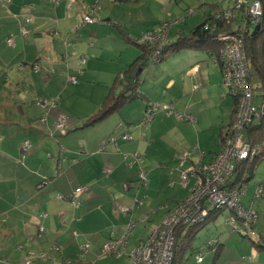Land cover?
Returning a JSON list of instances; mask_svg holds the SVG:
<instances>
[{
  "label": "crops",
  "instance_id": "0c3cea01",
  "mask_svg": "<svg viewBox=\"0 0 264 264\" xmlns=\"http://www.w3.org/2000/svg\"><path fill=\"white\" fill-rule=\"evenodd\" d=\"M140 1L0 0V191L5 194L3 201L0 200V218L9 219L0 224V239L15 236L5 241L16 252H22V257L18 256L20 263L30 255L28 250L38 251L32 238L36 231L39 234L40 225L45 227L43 235L50 230L49 245L59 237L67 241L66 247H61L64 256L62 253L54 256L56 264H61L60 258L68 264L74 262L84 245L93 246L95 251L113 237H124L131 222L136 223V230L129 238L138 235L137 223L144 225L142 234H149L187 199L190 190L178 184L181 171H192L199 164L210 163L220 152L225 126L223 114L218 113L222 109L221 70L213 60L214 64L208 61L201 65L206 58L194 49L169 55L161 65L150 67V64L142 77L144 98L128 102L100 122L87 124L100 112L117 76L142 54L131 40L155 31L152 18H135L133 14L125 18L131 11L130 5ZM156 3L162 8L166 0H156ZM94 5L99 17L96 14L95 22L84 24V16ZM26 19L29 23H25ZM24 26L27 34L22 35ZM187 34L180 31L176 39ZM11 37L13 46L8 44ZM82 60H86L84 65ZM195 67H198L196 72ZM194 85L199 88L194 90ZM211 87L215 94L199 95ZM203 99L212 102L213 107L204 106ZM42 100L55 101L57 107L45 110V114L40 106ZM153 104L174 105L179 112L192 115L201 130L196 144L193 136L192 141L183 136L194 133L188 122H178L174 115L164 112L151 120L147 109ZM213 109L217 111L216 116L204 119L202 114ZM58 117L65 118L66 130L61 131L64 147L61 152L59 147L57 153L81 158L68 161L60 180L41 185L42 178L51 176L55 167L58 168L52 153L57 150L56 143L49 136ZM232 119L233 103L229 125ZM203 131L209 133L208 144L201 141ZM249 134L246 130L245 139ZM110 138L114 141H109ZM25 140H30L32 147L20 159ZM183 152H189L190 156L182 163ZM135 154L142 156L140 165L149 171V184L147 189L125 190L124 185L135 182L140 170L134 161ZM179 154H182L180 158ZM169 165L175 167L171 176L177 187L170 197L162 189L168 180ZM193 183L191 179L190 187ZM81 186L87 191L78 196L76 208L68 203V197ZM259 187L262 194L257 198L255 193ZM63 194L67 195L63 197ZM137 199L143 201L139 209L135 208ZM242 205L257 211L256 236L244 238L231 230L227 225L232 218L231 211L213 216L210 222L215 223L216 234L211 242L214 240L218 251L210 248L207 252L210 264H264V160L247 184ZM43 214L47 216L42 218ZM220 217H224L225 225H217ZM63 221L69 225L59 226ZM3 226L6 228L2 230ZM148 234L137 240L132 251ZM186 234L183 233V238ZM51 238L55 241L51 242ZM56 248L59 253L60 248ZM181 257L179 264H185L186 252Z\"/></svg>",
  "mask_w": 264,
  "mask_h": 264
},
{
  "label": "built area",
  "instance_id": "2783aa9c",
  "mask_svg": "<svg viewBox=\"0 0 264 264\" xmlns=\"http://www.w3.org/2000/svg\"><path fill=\"white\" fill-rule=\"evenodd\" d=\"M259 0H255L248 3H239L240 7H248V14L250 22L244 24L243 28L239 27L236 30L239 34L234 35L235 37H227L222 35L220 38L225 43L223 47V76L225 83L237 92L242 100L238 103L237 116H235V123L229 128V134L225 138V141L221 143L220 152L218 153L215 160L207 164H199L192 171H181V183L183 188L190 190V197L180 203L177 208L168 213L167 218L154 230L149 232L147 238L141 242L132 254V264H173L175 259V253L177 250V230L183 227L184 232H189L191 228L201 226L205 224L210 217L211 213L216 209H229L236 213V218H231L228 224L234 227V230L240 234L248 235L253 237L256 235L255 225L258 221V215L256 211L251 208H246L242 205V197L246 194V189L241 188V185H231V180L234 178V174L237 168V162L249 159L253 154L254 150L251 145L246 141L244 133L246 128L250 126L255 118L259 117L260 112H264V107L259 108L256 104H253L254 99L252 86L250 83V71L248 66V59L246 50L244 47L245 31L253 29L257 23L260 24V18L262 17V10ZM237 7V6H236ZM97 5L92 6V10H89V15L84 17V24H90L94 22L93 16L98 15ZM231 12H224V17L230 20ZM99 17V15H98ZM220 17V14H218ZM29 19H26L25 23H29ZM169 27H161V30L151 31L145 34L142 41L149 42L158 47L154 53V60L158 58L160 51L164 44L169 41ZM240 32L243 34H240ZM168 32V34H167ZM22 35L27 34L26 27L21 29ZM10 46L14 45V38L11 37L8 40ZM240 54V55H239ZM220 56V57H221ZM86 63V60H82V65ZM198 67L194 69L196 72ZM83 71H81L82 73ZM72 82L77 83L75 78L71 79ZM199 88L198 85H194V90ZM57 103L55 101L49 102L46 100L40 101V106L48 111L55 109ZM163 109L168 115H175L179 120L193 123L195 118L185 116L181 112L175 110L174 105H161L154 104L152 111L157 112ZM262 110V111H261ZM153 120V116L151 117ZM58 131L66 130L65 118L59 119L57 123ZM127 140H131V136L126 135ZM114 141V138H110L109 141ZM31 148V144L26 142L23 147V157H26V153ZM190 155H184L181 157V162H185ZM135 162L140 166L138 172V180L134 183L124 185V189L130 188H146L148 182V174L142 166V156L135 154ZM191 179L194 180L193 185L190 187ZM234 186V187H233ZM87 191L86 187H79L70 196L75 207H79L76 202V196L78 194ZM261 196V188L259 187L256 192V197ZM135 208L139 209L143 205V201L137 199L134 200ZM127 211H130L127 208ZM45 216V215H44ZM147 221V218L143 220ZM38 237L41 238L44 234V227H39ZM136 230V223L131 222L127 227V232L124 237L115 238L113 237L104 247V251L110 252L116 256H122L126 252L127 240ZM214 244V241L211 242ZM210 244V245H211ZM90 245H84L81 250L82 252H88ZM203 248L201 252H203ZM203 256L200 253L197 257V263H202Z\"/></svg>",
  "mask_w": 264,
  "mask_h": 264
},
{
  "label": "rangeland",
  "instance_id": "374dc122",
  "mask_svg": "<svg viewBox=\"0 0 264 264\" xmlns=\"http://www.w3.org/2000/svg\"><path fill=\"white\" fill-rule=\"evenodd\" d=\"M241 2L248 3V0H166V4L161 8V6L158 3H156V0H141L140 2H138L135 5L134 4L130 5L131 11L125 15L126 16L125 18L129 19V17L132 14L135 16V18L140 17V18H145V20H150L152 18V19H154L152 27L155 28L154 29L155 31L161 30L160 27H164V26L169 27L168 28V31L170 32L169 33V41L173 42L176 40V36H177L176 34L177 33H179L180 31H185V32L189 33L192 29H194L196 26H198L205 19V17L207 16V13L208 14H210V13L216 14L217 12L219 13L221 11L227 12V11H233L234 10L235 15H234V17H232L233 12L230 13L231 17H230V20H227L229 22L227 24L230 25V24L234 23V30H238L239 29V23H238V20L236 19V17H240V13L244 12V14L246 16V17L244 16V20H242L243 25L246 24L248 21L250 22V17H249V15H247L248 14V7H243V6L240 7L239 3H241ZM259 3L261 5V10L263 12L262 2L260 1ZM243 9H244V11H243ZM262 16H263V14H262ZM217 18H219V17H217ZM261 19H262V17L260 18V22H261ZM227 21H223V22L225 23ZM258 25H260V24H258ZM258 25L256 23L255 27ZM136 27H137V23H136ZM241 30H244V29L240 28L239 32ZM167 34H168V32H167ZM238 34L239 33L236 31V32H227L224 35H226L227 37H235L234 35H238ZM240 34H243V33L240 32ZM248 34H249L248 31H245V35L248 36ZM144 36H145V34L141 37V42H142ZM246 36H245V39H246ZM151 45H154V44H151ZM221 51L224 52L223 48H221ZM195 52H196V54H199L201 57L204 56V58H206L205 62L200 63L201 65L206 64V62H208V61L212 62V60H213L219 68L222 66V62H223L222 52L220 53L222 56L217 60L209 59L208 55L204 51L197 50ZM186 53H184V54H186ZM156 61H157V59H156ZM156 61H154L155 63H152V65L150 67H153L154 65H161L159 61H157V62ZM166 61L164 63H166ZM214 62H212V63L214 64ZM221 74H222V72H221ZM221 90H223L222 96H221L222 97L221 98L222 109L220 111H218V113L219 114L222 113L224 116L223 118H224L225 126L223 128V132H224L223 135H225L230 128L229 127L230 123H228V122H229V118L231 115L232 103H233V99H234L233 96H235L237 98L238 103L241 102L242 97H240L238 94H236L237 92H235L234 90L229 88V86L224 81L223 74H222V88H221ZM208 92H210V94H215L216 91L214 90V88L211 87V88H208V90L201 91L199 93V95L202 93H208ZM196 93H198V91H196ZM201 103L206 107H207V105L213 107L212 102H208V101H206V99H203V101ZM252 103L256 104L255 98L253 99ZM196 104H198V102ZM174 108L176 111H178L175 106H174ZM42 111H44V113L46 114V111L43 108H42ZM182 114L185 116H190V115L185 114V113H182ZM216 114H217V111L215 109H213V110H210L208 112H204L202 115H203V117H205L204 119H206V118H214L216 116ZM236 114H237V112L235 113V116H237ZM260 115H261V112H260ZM173 118H175V120H177L178 122H183V121L179 120L177 117H175V115ZM57 119H59V117L55 119L54 125H53L52 129H50V131H56L55 123L57 124ZM233 123H235V118L233 119V122L231 123V127H232ZM189 124L190 125L188 127H192L194 130V133L189 132L187 134H184L183 136L190 139V141H192V136H193L194 144H196V136L199 137V135L197 133L200 132L201 130H199L198 124H196V121H194L193 123H189ZM194 125L195 126L197 125V126L194 128ZM248 127H250V126H248ZM248 127L246 128V130L248 129ZM208 134L209 133L207 131H203V134L201 135L202 143H205V144L209 143L210 140H209ZM223 135H222V137H223ZM244 135H245V133H244ZM222 137L220 140V144L222 143ZM62 138L63 137H61L60 134L56 138L51 137V140L55 141V143H56L55 146L57 147V150L55 152H52L54 155L53 160H56L55 161L57 163L56 165H58V168L55 167L51 176H45V179L48 178L49 181H51V182H56L57 180H60L62 178L63 175L62 176H60V175L62 172H65V170L67 169V167H68L67 164H68V161H70V159H73V160H71V162H74L78 159V158H75L76 156L71 157V155L67 156L68 154L62 155L60 153H57L59 147H60V152L62 151V148L64 147L62 140H61ZM59 143H61V144L59 145ZM198 144L199 143H197V146H198ZM217 147L218 146H216V149H217ZM80 151L81 150L78 149L77 153H79ZM191 151H193V150H191ZM187 153H189V152H183L182 154L187 155ZM182 154H179L178 157L180 158V156ZM77 157L81 158V156H79V155H77ZM80 158L78 160H80ZM63 163H65L64 166L62 165ZM178 163L180 165L179 160H178ZM198 163H199V159H198V162L196 164H198ZM174 169H175V167L170 166V165L166 168L168 180H166L167 181L166 183H163V188H162L166 193L169 194V197L172 196L173 191H175L177 189V187L175 186L176 181L173 180V176H171L172 171H174ZM147 173H148V182H147L146 186H148V184H149V171ZM57 176H58V178H57ZM137 178H139L138 174H137ZM42 181H43V178H42L41 182ZM178 184H180V186H182L181 181L178 182ZM182 188H183V186H182ZM0 189H2V188H0ZM142 189H144V188H142ZM246 191H247V189H246ZM63 195H64L63 197H65V195H67V194H63ZM190 195L191 194L189 193V195L187 196V199L190 197ZM2 197H5V194L3 191H0V200L3 201ZM257 198H259V197H257ZM68 203L71 204V202H68ZM227 211H229V210L225 209L224 213H226ZM9 216H11V215H9ZM7 220H9L7 216H5V218H0V224L4 225L7 222ZM44 220H46V219H44ZM4 221H5V223H4ZM150 221L148 223H151ZM209 222L207 220L206 226L198 229V232H197L195 238H193V240H192V246L190 247V249L189 248L187 249L188 251L186 252V254H187L188 260L185 264H210L209 260L206 259V255H207V252L209 250H211L209 245L211 244L212 237L216 234L215 233L216 231H214V230H216V225L213 222H210V223ZM220 223L225 225L224 217L218 218L217 225ZM60 225H66L67 226V225H69V222L63 221L59 224V226ZM227 225L231 228V230L234 231V227L232 225H230V224H227ZM143 227H144L143 224L137 223L138 235H136L135 237L129 238L128 250L126 252H124L122 256H116L110 252L104 251L105 245H101L95 251H93V246H92V248H89L87 253L82 252L80 250L79 255L76 256L74 262H71V264H132L133 263V260L131 257L133 254L132 250H133L134 246L137 244V240L145 237L148 234V233L146 234V232H144V234L141 233V231L144 230V229H142ZM4 228H6V227L5 226L1 227L2 230ZM49 231L50 230L48 229L46 234L43 235L41 238H38V234L36 231V233L33 235L32 241L34 242L33 245L35 246V248L38 249V251L37 250H31V251L28 250L30 252V255L27 257V259L24 263H20V258L18 257V256L22 257V252H16L13 248H11L9 246L10 244L6 243V241H5V240L11 241L13 239V237H15V236H6L4 238L2 237V239H0V264H56L54 262L56 259L54 256L56 253H57V255H61V253L63 252V248H61V247L65 246V243H67V241H65L63 238L59 237L57 242H54L55 239L51 238L50 241L54 242V244L49 245L47 242L49 239V236H50ZM181 241H183V240H181ZM8 247H10V250L8 249ZM56 247L60 248L59 253H58ZM202 248L203 249L205 248V250L203 252H201ZM200 253L203 256V261H202V263H197V257ZM27 254H28V252H27ZM14 255H16L15 258H13V260H11L12 256H14ZM63 256H64V254L62 253V257ZM7 259H9V260H7ZM16 259H18V260H16ZM59 261L61 264L62 263L68 264V262L65 261L63 258H60Z\"/></svg>",
  "mask_w": 264,
  "mask_h": 264
},
{
  "label": "trees",
  "instance_id": "16d2710c",
  "mask_svg": "<svg viewBox=\"0 0 264 264\" xmlns=\"http://www.w3.org/2000/svg\"><path fill=\"white\" fill-rule=\"evenodd\" d=\"M249 1L253 2L255 0H249ZM260 1L262 2L263 5V16L260 22L261 28L258 31V33L254 36H253V31L255 27L248 32L249 34L248 36H246V39L244 41V47L248 58L250 83L252 86L253 95L256 100V105L259 108H262L264 107V0H260ZM218 14H220L219 18H217ZM223 14H224L223 11L219 13L217 12L216 14L210 13L207 15L203 23L196 26L187 35H183V37L176 39L174 42L168 41L162 47L158 58H156L157 61L162 62L164 59H166L167 56L188 49L204 51L211 60L219 59L221 56L220 54L221 48L225 46L224 44L225 42L221 40L220 37L227 32H236V30H234V23L228 25L227 23L229 22L227 21V19L224 18ZM86 15H89V11L88 13H86ZM244 16L245 14L243 12L240 13V17H236L239 23V27L241 28L244 26L242 24V20H244ZM93 18L95 22V19L97 20V17L93 16ZM223 21H227V22L224 23ZM131 41L140 47L142 54L132 65H129L125 71H122L117 76L113 87L110 88L108 96L105 99V102L103 103L100 113L92 117L87 122L88 125L100 122L103 119L107 118L108 116L118 112L128 102H131L135 99L144 98V95L141 91V86L143 83L142 77L144 75V72L147 70L148 66L152 63H155L154 61L156 60H154L153 55L154 52L158 49V47L156 45H151L149 42H144V41L141 42V39L131 40ZM220 70L221 72H223L224 70L223 65L220 67ZM233 98H234L233 99V119H234L235 113L237 112L238 109V101L235 96H233ZM153 105L149 106L147 109V114L149 115V118L153 116L154 119V117L159 112H164L166 114V112L163 111V109H160L157 112L153 113L152 111ZM247 131H249L250 134L246 138V141L251 145L252 149L254 150V154L247 160H242L240 162H237V168L233 177L234 179L231 180V185L234 186L241 185V188L244 189H247V184L255 175L257 167L264 160V112L261 113L259 117L255 118V121L250 125V127H248ZM59 134L61 135V131H58L56 133L55 131H49V136L52 138L58 137ZM228 134H229V130L225 135H223L222 142L225 141V138L227 137ZM26 142H29L32 147V143L30 140H25L22 144L23 147ZM23 147L21 149L20 159H22V157L24 156ZM220 148H221V144H220ZM137 180L138 178L135 180V182ZM48 182L49 179L46 178L41 182V185H46ZM261 194H262V190H261ZM79 195L80 194L76 196L77 203H78L77 199ZM70 196L68 197V199L72 203L73 207H75ZM255 197H256V193H255ZM246 208H251V207H246ZM222 211H225V209L214 210L211 213L210 217L208 218V221H210L213 216L221 213ZM229 211H231L232 213V218L234 217L237 219L236 213L232 210ZM43 215L41 216L42 218H45L47 216V214H43ZM41 226L43 225H40L39 227ZM205 226L206 223L201 226L191 228L189 232H185L187 234L185 235L184 238L182 236L184 233L183 227L177 230L178 242H177V250L175 253V259L173 264H179L181 262L182 259L181 254L187 252V249L192 246V240L193 238H195L198 229ZM241 236H243L244 238H248V235L241 234ZM180 239L183 241L179 242ZM209 247L213 250L215 248V252L218 251V248L217 246H215V244H211L209 245Z\"/></svg>",
  "mask_w": 264,
  "mask_h": 264
},
{
  "label": "water",
  "instance_id": "95a60500",
  "mask_svg": "<svg viewBox=\"0 0 264 264\" xmlns=\"http://www.w3.org/2000/svg\"><path fill=\"white\" fill-rule=\"evenodd\" d=\"M260 25L256 26L254 31H253V36L256 35L258 33V31L260 30Z\"/></svg>",
  "mask_w": 264,
  "mask_h": 264
},
{
  "label": "clouds",
  "instance_id": "9594fccd",
  "mask_svg": "<svg viewBox=\"0 0 264 264\" xmlns=\"http://www.w3.org/2000/svg\"><path fill=\"white\" fill-rule=\"evenodd\" d=\"M253 237H255V236H253ZM252 236L251 237H248L249 239H251V238H253Z\"/></svg>",
  "mask_w": 264,
  "mask_h": 264
}]
</instances>
